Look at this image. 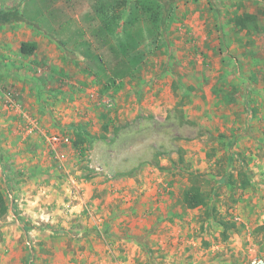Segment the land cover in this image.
I'll list each match as a JSON object with an SVG mask.
<instances>
[{
  "label": "rangeland",
  "instance_id": "rangeland-1",
  "mask_svg": "<svg viewBox=\"0 0 264 264\" xmlns=\"http://www.w3.org/2000/svg\"><path fill=\"white\" fill-rule=\"evenodd\" d=\"M163 3L165 45L107 88L72 53L91 0H0V264L264 255V0Z\"/></svg>",
  "mask_w": 264,
  "mask_h": 264
},
{
  "label": "trees",
  "instance_id": "trees-1",
  "mask_svg": "<svg viewBox=\"0 0 264 264\" xmlns=\"http://www.w3.org/2000/svg\"><path fill=\"white\" fill-rule=\"evenodd\" d=\"M175 1L177 0H91L94 10L85 13V25L79 27L81 30L72 53H79L85 59L89 72L105 81L107 88L114 87L134 74L148 51L165 45L163 2L172 5ZM255 21V15L244 13L237 18L236 24L242 29ZM59 42L66 47L67 38ZM36 47L33 41H23L20 49L23 53L31 54ZM77 130L81 134L74 141L75 146L80 145L86 136L82 127H77ZM248 184V180L243 179V186ZM183 202L187 207L195 208L206 205L207 199L200 187L192 185L184 190ZM7 211L8 202L0 188V217Z\"/></svg>",
  "mask_w": 264,
  "mask_h": 264
},
{
  "label": "built area",
  "instance_id": "built-area-1",
  "mask_svg": "<svg viewBox=\"0 0 264 264\" xmlns=\"http://www.w3.org/2000/svg\"><path fill=\"white\" fill-rule=\"evenodd\" d=\"M245 264H264V255H256L250 258Z\"/></svg>",
  "mask_w": 264,
  "mask_h": 264
},
{
  "label": "crops",
  "instance_id": "crops-1",
  "mask_svg": "<svg viewBox=\"0 0 264 264\" xmlns=\"http://www.w3.org/2000/svg\"><path fill=\"white\" fill-rule=\"evenodd\" d=\"M16 23H17V21H15ZM25 23H27V22H25ZM27 24H29V23H27ZM38 39H36V41H37Z\"/></svg>",
  "mask_w": 264,
  "mask_h": 264
}]
</instances>
